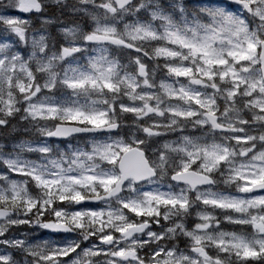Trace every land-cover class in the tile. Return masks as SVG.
<instances>
[{
    "label": "clouds",
    "instance_id": "1",
    "mask_svg": "<svg viewBox=\"0 0 264 264\" xmlns=\"http://www.w3.org/2000/svg\"><path fill=\"white\" fill-rule=\"evenodd\" d=\"M233 3L242 0H0V58H3L0 65L10 58L14 66V70L7 71V78L14 81L10 90L14 105L11 110L7 105L0 107V264H40L44 254L40 245L55 240L45 230L55 217L52 209L36 208L29 213L25 201L35 205L46 199L37 177L79 172L80 166L71 163L73 154L89 151L94 138L136 145L145 161L144 176L139 180L125 179L113 186L112 194L104 201L106 205L142 202L147 193L187 205L184 208L161 204L159 220L150 221H141L120 209L122 223L147 225L116 237L118 243L112 247L129 252L124 264H213L195 249L203 248L210 255L231 251L227 234L241 231L239 226L214 219L211 228L199 231L196 224L205 223L202 217L224 215L205 202L223 203L227 196L237 194L239 184L228 171L232 165L216 168L211 181L179 178L177 169L186 156L182 150L187 148L185 138L229 146L228 155L238 162L243 158L242 146L231 144V136L233 131H241L240 123L253 114L242 102L226 113L220 109L221 101L217 98L215 110L220 115L216 119L221 122L218 125L191 103L170 104L168 93L173 88L198 92L201 96L209 92L207 88L193 89L191 79L177 80L170 76L164 65L172 61L158 56L171 34L191 36L193 28L209 21L210 11ZM12 12L17 13L16 22L4 23L3 19ZM228 13L241 39L264 41V0H243L239 9L228 7ZM129 49L144 51L139 59L146 65L145 79L135 75L137 57ZM102 59L117 60L129 79L139 81L141 90L150 85L149 90L156 97L155 108L150 112L145 106L135 117L114 112V104L135 102L139 94L123 90L122 85L114 96L101 93L95 105L107 113L109 130L63 136L60 125L67 119L66 113L59 109L50 111L48 106L62 105L65 101L84 103V97L70 85ZM185 60L186 54L179 51L175 62L183 64ZM144 71L142 68L141 72ZM161 81H167V85ZM4 90L9 91L7 79ZM170 108L177 113L194 112L196 118L165 115ZM154 122L159 126L154 127ZM221 126L224 131H217ZM253 131L264 137V122L255 123ZM254 147L264 148V144ZM198 159L200 167H206L203 158ZM85 163L97 177L120 174L118 165L100 157ZM72 188L91 190L78 185ZM65 223L69 221L66 219ZM190 237L200 243H194ZM217 242L224 248H217ZM82 243L87 241L82 239ZM160 253L165 254L163 261ZM90 264H113V261L109 255L93 259ZM220 264H236V260L223 255Z\"/></svg>",
    "mask_w": 264,
    "mask_h": 264
},
{
    "label": "snow or ice",
    "instance_id": "2",
    "mask_svg": "<svg viewBox=\"0 0 264 264\" xmlns=\"http://www.w3.org/2000/svg\"><path fill=\"white\" fill-rule=\"evenodd\" d=\"M242 3H233L223 9L210 11L209 21L193 28L191 36L171 34L167 45L159 50L162 55L158 56L159 59L172 61L164 65L170 76L177 80L191 79L193 89L207 88L209 92L208 95L201 96L198 92L173 88L168 93L170 104L177 105L185 101L191 103L218 125L221 122L216 119L220 115L215 110L217 98L221 101L220 109L226 113L242 102L253 114L240 123L242 130L233 131L231 136V144L242 146L243 158L238 162H233L228 155L229 146L213 141L201 142L185 138L187 148L182 147L186 156L182 166L177 169L179 178L190 177L193 182L199 179L211 181L216 168H225L231 164L232 167L228 171L232 179L239 184L237 194L227 196L223 203L219 200L210 205L205 202L206 206L217 208L224 213L222 217H202L205 223L196 224L198 230L203 231L211 228V222L215 219L242 229L227 234L230 252L210 255L203 248L195 249L203 252L213 264H220L223 255L233 256L236 264H264V148L254 147L264 144V137L254 134L253 131L255 123L264 122V103H259L264 100V41L241 39L235 21L228 13V7L239 9ZM16 15V12L9 13L3 22H16ZM181 50L186 54L183 64L175 62ZM129 51L137 57L135 75L145 79L148 76L146 65L139 59L144 55V51ZM142 68L145 69L144 72H141ZM9 69L14 70L10 58L4 65H0V107L7 105L11 110L14 98L10 90L14 81L7 78ZM128 76L126 69H123L117 60L102 59L80 80L72 82L71 88L84 97V103L65 101L62 105L48 106L50 111L59 109L66 113L67 119L60 125L62 135H90L109 130L106 127L107 113L95 105L101 93L114 96L122 90V85L123 90L139 94L135 102L114 104V112H123L135 117L145 106L151 112L155 108L156 97L149 90L150 85L146 84L141 90L139 81L134 82ZM6 79L8 92L4 90ZM224 82H228L227 86H224ZM161 84L167 85V81H161ZM18 87L24 91L22 86ZM165 115L177 119L196 118L194 112L177 113L171 108ZM153 126L159 125L154 122ZM217 131L224 129L221 126ZM94 157L118 165L120 174L94 176L85 163ZM198 157L203 158L206 167H200L201 161ZM71 163L73 166H80V171L69 174L55 173L43 179L37 177L46 199L36 202L35 205L31 201H25L26 211L29 213L36 208L41 211L52 209L55 219L45 226V230L50 234H63L59 239L45 241L40 245L44 253L40 257V264H90L93 259L109 255L113 264H124L129 252L123 248L112 247L118 243L116 237L125 235L136 227L147 225L122 223L124 217L118 215L120 209L132 217H139L141 221H150L159 220L161 204L187 207L183 202L150 193L144 194L145 199L135 204L121 201L116 207H112L104 203L112 194L113 186L119 185L125 179L139 180L144 176L145 161L136 145L94 138L90 141L89 151L73 154ZM72 185L90 187L91 190H73ZM66 219L69 223H65ZM217 227H221V224L217 223ZM190 238L194 243H200L195 237ZM82 239L87 243H82ZM216 247L223 249L224 245L217 242ZM164 255L160 253L162 261Z\"/></svg>",
    "mask_w": 264,
    "mask_h": 264
},
{
    "label": "water",
    "instance_id": "3",
    "mask_svg": "<svg viewBox=\"0 0 264 264\" xmlns=\"http://www.w3.org/2000/svg\"><path fill=\"white\" fill-rule=\"evenodd\" d=\"M62 142V141H61ZM53 235H60V234H53Z\"/></svg>",
    "mask_w": 264,
    "mask_h": 264
},
{
    "label": "rangeland",
    "instance_id": "4",
    "mask_svg": "<svg viewBox=\"0 0 264 264\" xmlns=\"http://www.w3.org/2000/svg\"><path fill=\"white\" fill-rule=\"evenodd\" d=\"M54 238V237H53ZM55 239H59V238H55Z\"/></svg>",
    "mask_w": 264,
    "mask_h": 264
},
{
    "label": "flooded vegetation",
    "instance_id": "5",
    "mask_svg": "<svg viewBox=\"0 0 264 264\" xmlns=\"http://www.w3.org/2000/svg\"><path fill=\"white\" fill-rule=\"evenodd\" d=\"M58 237H61V236H58Z\"/></svg>",
    "mask_w": 264,
    "mask_h": 264
}]
</instances>
